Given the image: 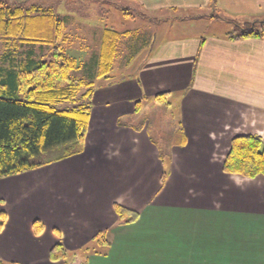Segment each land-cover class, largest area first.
<instances>
[{
  "label": "crops",
  "instance_id": "obj_1",
  "mask_svg": "<svg viewBox=\"0 0 264 264\" xmlns=\"http://www.w3.org/2000/svg\"><path fill=\"white\" fill-rule=\"evenodd\" d=\"M118 1L144 16L162 17L159 28L172 26L168 21L181 13L185 16L173 21L176 28L206 23L207 28L225 24L227 29L204 35L178 28L174 36L167 29L155 39L147 27L150 35L144 41L151 51L137 54L133 77L125 54L132 46L126 40L142 24L119 38L111 71L99 78L106 28L97 43L86 42L85 36L74 46L68 36L83 32L76 31L83 21L54 8L46 14L31 10L32 16L62 18V47L78 66L72 77L93 83L94 93L82 153L5 178L40 175L35 187L42 183L50 203L37 220L43 230L35 235V221L23 228L20 213L13 210L19 202L0 199L6 215L0 259L5 264H67L49 260L60 242L66 257L72 252L85 264H264V177L223 172L234 138L258 136L264 142V36L228 40L233 26L223 19L240 25L263 21L264 0ZM21 2L11 7L37 5ZM134 39L129 41L141 43L142 38ZM165 108L179 114L171 121L156 118L160 139L148 135L149 123L129 120ZM115 205L138 218L125 224ZM23 230L31 241L21 240Z\"/></svg>",
  "mask_w": 264,
  "mask_h": 264
},
{
  "label": "trees",
  "instance_id": "obj_2",
  "mask_svg": "<svg viewBox=\"0 0 264 264\" xmlns=\"http://www.w3.org/2000/svg\"><path fill=\"white\" fill-rule=\"evenodd\" d=\"M39 7L11 8L0 0V180L82 153L88 131L94 85L72 77L78 66L62 47L63 20L59 16L54 19L32 16L31 10ZM42 12L46 14V10ZM223 20L233 26L227 34L228 40L264 36V20L244 25ZM124 35L112 29L104 31L99 78H106L110 73L118 40ZM36 47H40L41 56L33 50ZM155 99L159 102V97ZM55 151L60 154L49 158ZM223 172L245 179L264 177L262 139L258 136L234 138ZM114 210L125 224L138 218L137 213L122 206L115 205ZM5 220V213L0 212V231ZM32 228L35 235L43 230L38 221ZM65 259L66 250L59 242L50 250L49 260ZM78 261L74 264H85ZM0 264L5 263L0 259Z\"/></svg>",
  "mask_w": 264,
  "mask_h": 264
},
{
  "label": "rangeland",
  "instance_id": "obj_3",
  "mask_svg": "<svg viewBox=\"0 0 264 264\" xmlns=\"http://www.w3.org/2000/svg\"><path fill=\"white\" fill-rule=\"evenodd\" d=\"M22 1V0H21ZM18 1V0H4V5L11 7L14 6L13 2L15 5L20 4L23 5V2ZM30 3H37L36 6H40L38 10H46L50 8H54L58 10L60 13L66 15L68 13V16L72 18V21H83L82 24V29L81 30H76V31H82L77 34H73V36H68V41L67 42H72L74 46H78L80 42V37L84 39L85 36H87L86 42L89 41H94L95 43L98 42V39L100 40V31L101 29H112L118 33H126V32H131L137 30V28H141L140 26L142 24H145V27L140 29L139 32L136 33V35L133 33L131 37L126 40L127 46L131 45V48L124 49L125 54H126V61L128 64L127 67H131L130 70H135L136 67L138 66V62L140 58L138 57L139 53H147L151 51V46L147 44L146 37L149 36L150 34H147L148 30L150 29L152 32L155 33V39L158 38V35L160 32H163L165 34V30H167L168 34L174 36L176 33V30H181L186 33H193L194 31L200 32L204 35H209V34H217L220 35L221 33L224 32V30L227 29V25L222 24V25H215L213 28H207L205 26L206 23H202L203 27L201 28H190L185 25L176 28L179 26L175 21V18H180V14L175 15V17L170 19L168 22L172 26H169L170 30L168 27H158L159 23L163 19L162 17L159 16H152L150 15L149 17L142 15L141 13L135 6L132 4H127L125 1H116V0H29ZM28 3V1H27ZM42 6V7H41ZM13 8V7H11ZM182 15V14H181ZM185 16V15H182ZM223 19V18H222ZM220 20V19H219ZM222 21V20H221ZM238 24V23H237ZM240 25V24H239ZM149 27V29H146ZM218 28V29H217ZM179 30V31H180ZM86 32V33H85ZM143 32V33H142ZM79 40L77 39V37ZM92 36V39L89 37ZM134 38H142L140 39V42H131L129 40H135ZM90 44V43H89ZM139 46V47H138ZM134 48V49H132ZM46 48L45 50H47ZM33 50L36 51L37 56H41V53L39 50L40 47H36ZM44 50V51H45ZM73 51L77 52V48H73ZM138 54V55H137ZM137 55V56H135ZM125 68V67H124ZM137 70V69H136ZM136 70L131 74L133 77L136 75ZM114 75H116L115 71L113 72ZM111 76H113L111 74ZM123 77V76H122ZM122 77L117 78L121 79ZM93 78V76H92ZM178 109L175 108H165L161 111H156L153 110L151 112H142L139 114L137 117H130V121L134 125H142L143 123H149L148 125V135L152 139H160L161 131L159 128H156V118H160L161 120L164 119L163 121L170 120L172 118H175V116H178ZM128 117H125L123 120H127ZM163 128V127H162ZM26 176H29V174L23 175L24 178H17L15 180H0V199H3L6 203V201L10 202H16L18 201L19 203L13 208V210L17 213H20L21 215V223L23 224V228H25L26 223L31 221H39L41 217L46 215V210L49 206L50 200L49 198L44 194V191L41 184H38L37 187V179H39L40 175L36 176L34 175L31 178H26ZM36 176V177H35ZM140 179V178H139ZM29 185V186H28ZM5 208L3 205L0 203V212L4 211ZM148 215V214H146ZM30 221V222H31ZM29 222V223H30ZM21 240L25 242L31 241L27 236L25 230L22 231L20 234ZM29 249H32V246H28ZM26 250V249H25ZM31 251L26 253H30ZM78 260L76 258H73L72 252L67 253V257L65 259L67 264H74V261ZM81 263L82 261L79 260ZM78 261V262H79ZM63 264V263H61Z\"/></svg>",
  "mask_w": 264,
  "mask_h": 264
}]
</instances>
